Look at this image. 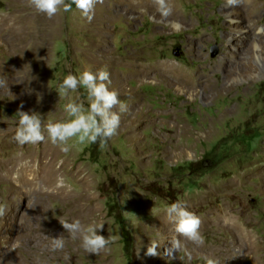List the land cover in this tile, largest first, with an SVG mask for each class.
Segmentation results:
<instances>
[{
    "label": "rangeland",
    "instance_id": "rangeland-1",
    "mask_svg": "<svg viewBox=\"0 0 264 264\" xmlns=\"http://www.w3.org/2000/svg\"><path fill=\"white\" fill-rule=\"evenodd\" d=\"M250 1L256 14L241 20L255 32V23L264 27V0ZM146 2L103 0L89 21L75 5L48 18L28 0H0V264H182L145 255L150 240L161 254L169 246L175 233L165 208L177 200L202 221L204 244L184 242L190 264H264V71L250 56L242 63L252 75L227 83L226 0H170L179 27L165 0ZM245 6L239 0L234 10ZM165 64L175 71L157 69ZM100 69L127 106L106 147L65 153L46 133L35 145L12 139L18 111L46 124L68 119L69 102L87 107L83 88L65 97L56 89L69 73ZM61 218L102 224L99 234L114 239L90 254ZM61 235L64 248L52 251Z\"/></svg>",
    "mask_w": 264,
    "mask_h": 264
},
{
    "label": "clouds",
    "instance_id": "clouds-1",
    "mask_svg": "<svg viewBox=\"0 0 264 264\" xmlns=\"http://www.w3.org/2000/svg\"><path fill=\"white\" fill-rule=\"evenodd\" d=\"M29 6L38 13L45 14L48 18L54 17L61 9L64 12L72 11V6L86 17L89 21L94 15V8L97 3L103 0H28ZM163 3V0H160ZM50 83V82H49ZM110 74L104 69L96 72L84 70L79 76L69 73L62 82L58 84L56 92L59 97L68 96L69 93L83 88L87 93V107L83 102H69L64 105V112L68 119L58 122L44 123L41 115L35 111H18V126L12 139L19 145L38 144L47 139L51 143L60 145L61 150L67 153L72 147L85 146L99 142L101 149L106 147L107 142L117 134L121 123L120 113L127 110V106L119 99L115 90L109 89ZM69 141H73L69 144ZM63 185V179L58 178V185ZM6 213V205L0 204V216ZM165 213L173 224L175 235L169 240V246L158 252L160 245L155 240H150L145 255L148 257H161L171 260L179 259L182 264H187L193 259L192 253L187 250L185 241L197 247L204 244L205 238L200 228L202 221L198 215L188 210L181 201L166 206ZM59 222L72 239L79 238L83 249L98 255L104 251L114 239L111 236L99 234L103 230L101 224L84 225L79 219L71 222L61 218ZM227 223V221H226ZM179 237V238H178ZM183 238V239H180ZM52 251L63 249L65 246L64 236L51 238ZM205 264H219L213 258H205Z\"/></svg>",
    "mask_w": 264,
    "mask_h": 264
},
{
    "label": "bare ground",
    "instance_id": "bare-ground-1",
    "mask_svg": "<svg viewBox=\"0 0 264 264\" xmlns=\"http://www.w3.org/2000/svg\"><path fill=\"white\" fill-rule=\"evenodd\" d=\"M147 1L150 2V1H154V0H147ZM169 1L170 0H165V3H164L166 8H167L166 14H168L170 17L174 18V16H176L175 15L176 14L175 13L176 7L175 6H168ZM237 1H239V0H226V2H225V11L224 12H225L226 18L228 20V26L231 28V33H228L227 37L230 40V56L234 61V64H232V63L228 62V59H226V58L222 59V64H221L222 66H227V65L231 64L234 67V70L232 69L233 71L228 74L227 79L229 78V80L227 81V83L231 82L230 79L232 77L238 76L239 74L241 75L242 72L244 73V71L247 72L248 76L252 75L254 68L250 65L248 67H246L245 64L242 63L243 60H245L247 57H250V56L252 57V60L254 61L255 66L258 68L259 72L261 73L264 71V27H261L260 25L255 23L254 27L256 28V31L252 32L250 29V25H251L250 22H249V24H247L245 21L242 22V20H243L242 15H244V18L250 19L252 17V15L256 14V9H257L256 3H254L250 0H243L244 4L247 5V6H245L246 10L243 11V14L240 11L241 15H239L234 10V5L237 3ZM148 2H146L145 4H149ZM172 2H174V1H171V3ZM157 7L159 8V6H157ZM180 24H181V22L174 18V22L172 23V25L174 27H179ZM244 36H246V37H244ZM244 38L246 39V42H245ZM247 45L250 46L249 47L250 49L248 50V56L245 55V50H247L246 49ZM169 65L168 64L158 65L157 69L165 71V72H169V73L175 71V68L173 69V67L171 68L172 65L171 66H169ZM241 67L243 70H241ZM176 70H178V69H176ZM260 73L258 75H260ZM187 77H188V75H187ZM241 78H242L241 76H238V77L233 78L232 80H234V79H238V80L240 79L241 80ZM32 181L33 180H30L29 183L32 184L33 183ZM245 239H244V241H245Z\"/></svg>",
    "mask_w": 264,
    "mask_h": 264
},
{
    "label": "water",
    "instance_id": "water-1",
    "mask_svg": "<svg viewBox=\"0 0 264 264\" xmlns=\"http://www.w3.org/2000/svg\"><path fill=\"white\" fill-rule=\"evenodd\" d=\"M217 54H218V49L216 47H213L211 49V55H212V57H215Z\"/></svg>",
    "mask_w": 264,
    "mask_h": 264
},
{
    "label": "trees",
    "instance_id": "trees-1",
    "mask_svg": "<svg viewBox=\"0 0 264 264\" xmlns=\"http://www.w3.org/2000/svg\"><path fill=\"white\" fill-rule=\"evenodd\" d=\"M127 238H128V246H131V237L129 234L127 235Z\"/></svg>",
    "mask_w": 264,
    "mask_h": 264
}]
</instances>
